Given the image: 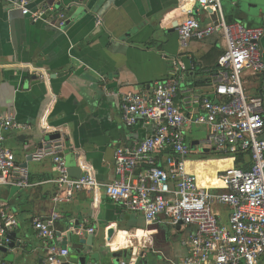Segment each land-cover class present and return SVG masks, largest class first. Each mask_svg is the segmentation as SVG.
<instances>
[{
  "label": "crops",
  "instance_id": "crops-1",
  "mask_svg": "<svg viewBox=\"0 0 264 264\" xmlns=\"http://www.w3.org/2000/svg\"><path fill=\"white\" fill-rule=\"evenodd\" d=\"M32 1L35 9H54L52 24L33 23L0 1V116L12 114L29 128L8 132L4 145L17 165L28 170L31 183L18 193L12 187L0 191V206L5 205L19 222L11 234L17 233L18 240L27 243L0 252V264H46L48 253L33 222L53 214L60 216L54 225L55 244L69 248L71 264L79 261L77 256L85 257L86 264H117L128 258L136 264H181L186 256L181 240L192 230L175 236L164 225L149 226L143 215L112 202L104 189L76 192L72 202L56 203L52 157L36 161L33 156L57 144L50 139L59 135L62 149L58 152L69 170L82 169L81 176L89 174L99 184L112 182L116 150L133 146L152 131L145 121L132 127L124 123L123 97L128 93L151 97L156 83L171 78L174 61L187 57L192 70L184 71L176 105L187 116L196 114L197 97L217 98L213 84L225 42L219 36L195 40L183 53L177 34L182 21L180 0ZM222 4L229 22L264 27V0H222ZM60 13L65 15L62 30L57 28ZM197 18L202 24L211 22L203 12ZM261 52L264 60V38ZM27 64L44 69L50 85L25 69ZM243 83L249 98L263 100L264 111V74L249 72ZM191 156L188 166L193 172L214 171L199 166L201 162ZM206 178L200 179L202 186L218 184L217 176ZM91 228L93 235L88 234ZM77 230L84 235L78 236ZM111 230L114 235L109 241ZM92 243L90 253L83 256Z\"/></svg>",
  "mask_w": 264,
  "mask_h": 264
},
{
  "label": "built area",
  "instance_id": "built-area-1",
  "mask_svg": "<svg viewBox=\"0 0 264 264\" xmlns=\"http://www.w3.org/2000/svg\"><path fill=\"white\" fill-rule=\"evenodd\" d=\"M9 10L18 11L33 23H51L54 9L33 7L32 0H0ZM182 21L177 27L181 50L186 52L192 41L219 36L226 44L218 64L220 70L214 81L215 100L197 97L198 112L187 116L176 105L185 65L174 61L171 78L156 83L149 98L139 93L126 94L121 103L124 123L136 126L145 121L152 125L144 140L129 147L118 148L114 154L115 178L99 184L91 175L80 178L70 175L62 153V144L45 146L34 156L40 161L52 157L57 178L56 203H69L76 192L104 189L107 197L129 212L144 216L149 226L164 225L172 235L188 231L181 240L186 256L181 264H264V111L261 98H249L243 77L247 73L264 74L261 42L264 27L250 28L229 22L222 0H180ZM203 12L211 22L202 24L197 15ZM57 28H64L65 15L57 14ZM101 25L102 21L98 20ZM46 85L50 76L44 69L23 65ZM207 129L206 141H197L192 149L187 132L193 127ZM12 114L0 116V191L3 187H31L28 170L17 165L15 155L5 147L6 135L12 130H28ZM211 150L226 155L233 166L217 177L222 187H204L196 173L189 172L187 163L192 153L205 155ZM247 154L251 168L236 166L237 155ZM58 214L37 219L33 228L47 250L46 264H71L69 248L55 244L54 225ZM19 222L7 207L0 206V247L11 244L12 230ZM82 237L83 230H77ZM94 228L88 230L93 235ZM122 260L117 264H136ZM6 264V263H3Z\"/></svg>",
  "mask_w": 264,
  "mask_h": 264
},
{
  "label": "rangeland",
  "instance_id": "rangeland-1",
  "mask_svg": "<svg viewBox=\"0 0 264 264\" xmlns=\"http://www.w3.org/2000/svg\"><path fill=\"white\" fill-rule=\"evenodd\" d=\"M207 137H208V132H207L206 127L204 126L193 127L191 132L187 134V143L189 145H192L193 141L204 142L206 141ZM214 153L216 152H212L211 150H208V152L205 155L193 154V156H191V160L192 161L199 160V162H201L199 166H202L204 169H207V171H209L210 168H213L214 171L211 172V176H217L220 171L226 170L233 166V163L231 160H222V158L219 159L218 157H216L217 155H215ZM206 157H208L209 159L201 160L202 158H206ZM212 157H216L217 159H213ZM206 181H208L207 178H206ZM176 241L178 242V240ZM128 261H129V258H128Z\"/></svg>",
  "mask_w": 264,
  "mask_h": 264
},
{
  "label": "water",
  "instance_id": "water-1",
  "mask_svg": "<svg viewBox=\"0 0 264 264\" xmlns=\"http://www.w3.org/2000/svg\"><path fill=\"white\" fill-rule=\"evenodd\" d=\"M183 63L185 65V70L190 72L192 70V67H191L189 58H187V57L183 58ZM34 77H36V76H34ZM60 138H61V136L57 135V136L52 137L50 140L51 141H56V140L58 141ZM197 145H198V142L192 143V145H191L192 149H194ZM204 152L207 153L208 150H205ZM69 173H70V175L73 178H77L78 179L82 175V169L81 170H79V169H77V170L76 169H71ZM20 190H21L20 188H12L13 192H17L18 193ZM113 235H114V230H111L108 233V240L109 241H111ZM10 239H11L10 246L8 248L0 247V252L7 253L9 251L14 250L15 248H19V247L23 248L27 244L26 240H23V239L18 240L17 233L11 234L10 235ZM84 246L86 247V244H84ZM92 247H93V243L91 244L90 248L86 247L85 250L82 251V253H81V250H78V254L81 253L83 256H86V255H88L90 253V251L92 250ZM76 258H78L79 261L78 262L75 261V263H72V264H86V258L85 257L79 258V256H77Z\"/></svg>",
  "mask_w": 264,
  "mask_h": 264
},
{
  "label": "trees",
  "instance_id": "trees-1",
  "mask_svg": "<svg viewBox=\"0 0 264 264\" xmlns=\"http://www.w3.org/2000/svg\"><path fill=\"white\" fill-rule=\"evenodd\" d=\"M214 154L217 155L216 157H218L219 159L226 157V155H222L219 153H214ZM216 157H212V158L217 159ZM208 159L209 158L206 157V158H202L201 160H208ZM236 166L243 169V170H249L251 168L252 164H251V160L248 157V155L247 154H238Z\"/></svg>",
  "mask_w": 264,
  "mask_h": 264
},
{
  "label": "bare ground",
  "instance_id": "bare-ground-1",
  "mask_svg": "<svg viewBox=\"0 0 264 264\" xmlns=\"http://www.w3.org/2000/svg\"><path fill=\"white\" fill-rule=\"evenodd\" d=\"M187 169H188L189 172L196 173V172H193V171L189 168L188 163H187ZM196 175L198 176L199 184L201 185V183H200V179H201V178H206L207 176H211V173H205V174H204L205 176L202 175V174L199 175V173H196ZM211 177H212V176H211ZM217 180H218V184H217L215 187H222V186H223L222 182L219 180V178H218ZM204 187H205V186H204Z\"/></svg>",
  "mask_w": 264,
  "mask_h": 264
}]
</instances>
